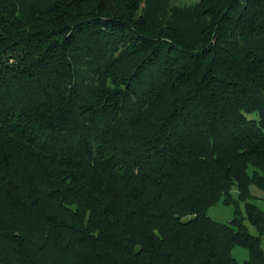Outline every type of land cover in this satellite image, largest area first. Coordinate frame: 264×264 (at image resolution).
Instances as JSON below:
<instances>
[{
    "label": "trees",
    "instance_id": "trees-1",
    "mask_svg": "<svg viewBox=\"0 0 264 264\" xmlns=\"http://www.w3.org/2000/svg\"><path fill=\"white\" fill-rule=\"evenodd\" d=\"M175 1L0 0V264H264V0Z\"/></svg>",
    "mask_w": 264,
    "mask_h": 264
},
{
    "label": "rangeland",
    "instance_id": "rangeland-1",
    "mask_svg": "<svg viewBox=\"0 0 264 264\" xmlns=\"http://www.w3.org/2000/svg\"><path fill=\"white\" fill-rule=\"evenodd\" d=\"M200 1L201 0H178L173 2L172 4L175 6L187 7V6L195 5ZM253 118H256V115L249 116V119H253ZM251 192L255 197L254 200L255 203H257L264 210V190H260L259 188L252 186ZM242 210L244 212V204H242ZM208 216L216 222L228 223L234 217V209L231 206H226L222 203H218L209 209ZM247 225L250 229V232L253 235H257V231L255 230V228L248 223ZM263 248H264V239H263ZM232 254L237 259L239 264H243L246 260L249 259V252L243 248H239V247L234 248Z\"/></svg>",
    "mask_w": 264,
    "mask_h": 264
}]
</instances>
